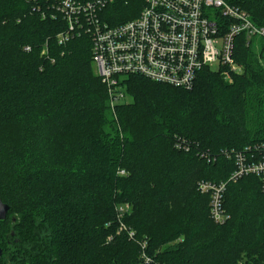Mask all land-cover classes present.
<instances>
[{
	"label": "trees",
	"instance_id": "16d2710c",
	"mask_svg": "<svg viewBox=\"0 0 264 264\" xmlns=\"http://www.w3.org/2000/svg\"><path fill=\"white\" fill-rule=\"evenodd\" d=\"M227 1L264 25V0ZM145 2L113 0L102 18ZM67 28L54 0H0V264H135L144 242L162 264H264L260 179L230 182L226 155L264 145V38L239 36L241 71L207 68L190 90L126 77L132 100L113 111L91 38L60 45ZM203 181L226 182L224 225Z\"/></svg>",
	"mask_w": 264,
	"mask_h": 264
},
{
	"label": "built area",
	"instance_id": "2783aa9c",
	"mask_svg": "<svg viewBox=\"0 0 264 264\" xmlns=\"http://www.w3.org/2000/svg\"><path fill=\"white\" fill-rule=\"evenodd\" d=\"M113 0H54L68 25L58 36L65 44L73 37L87 35L92 41L93 65L106 84L111 110L128 102L124 78L141 76L156 83L190 90L198 75L208 69L226 73L240 72L235 62V41L264 38V25L256 24L250 14L227 0H146L138 17L113 25L103 19L105 7ZM54 17V16H53ZM27 47L25 51H29ZM232 156L236 168L230 182L257 177L264 192V145L245 148ZM124 174V171H122ZM198 189L210 196V214L224 225L228 219L222 207L226 182H200ZM119 232L127 231L121 220L129 205L117 206ZM141 243L140 259L135 264H162L146 252Z\"/></svg>",
	"mask_w": 264,
	"mask_h": 264
},
{
	"label": "water",
	"instance_id": "95a60500",
	"mask_svg": "<svg viewBox=\"0 0 264 264\" xmlns=\"http://www.w3.org/2000/svg\"><path fill=\"white\" fill-rule=\"evenodd\" d=\"M10 209V206L5 204L1 199H0V221H5L8 218V211ZM16 218H12V221L15 222ZM14 233L12 232V235ZM3 250L0 248V259L2 258Z\"/></svg>",
	"mask_w": 264,
	"mask_h": 264
},
{
	"label": "rangeland",
	"instance_id": "374dc122",
	"mask_svg": "<svg viewBox=\"0 0 264 264\" xmlns=\"http://www.w3.org/2000/svg\"><path fill=\"white\" fill-rule=\"evenodd\" d=\"M92 67H93V70H94V73L96 74V68L94 67V65H93V63H92ZM214 71V70H213ZM224 71H227V70H225L224 69ZM97 75V74H96ZM132 99H131V97L130 96H127V101L128 102H130ZM121 175H122V172L120 173ZM123 205H129L128 203H125V204H123ZM122 205V206H123Z\"/></svg>",
	"mask_w": 264,
	"mask_h": 264
}]
</instances>
